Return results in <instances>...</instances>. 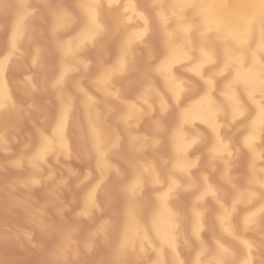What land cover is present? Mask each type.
<instances>
[{
    "label": "bare ground",
    "instance_id": "obj_1",
    "mask_svg": "<svg viewBox=\"0 0 264 264\" xmlns=\"http://www.w3.org/2000/svg\"><path fill=\"white\" fill-rule=\"evenodd\" d=\"M19 2L31 6L14 15ZM66 3L78 20L63 19ZM33 5L50 22L43 47L19 20ZM0 14V247L24 240L44 264H84L99 233L105 264H264V0H0ZM114 33L118 66L107 65ZM110 101L123 107L122 135L101 116L114 114ZM77 149L83 176L69 165ZM44 185L47 203L36 207ZM62 192L80 206L75 224L100 221L103 207L119 221L80 239L58 228L43 252L31 230H45L47 206L63 222ZM0 264H10L2 253Z\"/></svg>",
    "mask_w": 264,
    "mask_h": 264
},
{
    "label": "rangeland",
    "instance_id": "obj_2",
    "mask_svg": "<svg viewBox=\"0 0 264 264\" xmlns=\"http://www.w3.org/2000/svg\"><path fill=\"white\" fill-rule=\"evenodd\" d=\"M30 6H28V5L25 6L24 4H22L20 2L18 4H12L11 5V7L13 9V14L14 15H15V13H16V15L18 13H20L21 10H23L25 7H26V10H28L30 8ZM56 6L57 5L50 6V7L46 8L44 11H52V10H54L56 8ZM32 7H34V9H32L33 10V13L32 14L26 13V11H25L23 14H21L19 20H21V22H23L24 28H27L31 32L32 36H39V38H37L35 40V43L40 44L39 46L40 47H43L42 45H44V43L42 42V39L47 41V39L49 38V36H48L47 39H44L43 36H46V33L45 32H46L47 28L49 27L50 22L47 23V20L46 19H43V21H40L39 20V17H37L38 14L43 10L42 7L39 8V7H36L35 5H33ZM62 16H63V19L67 23H71L74 19L75 20H78L80 18V13L78 12V10L73 5H71L70 3H66L65 9L63 11ZM5 24H6L5 23V20L2 18V15L0 14V25L4 26ZM106 25H109V21L106 23ZM68 34H70V32ZM0 36H5V34L4 33H1V31H0ZM66 36H68V35H66ZM112 36L113 37L109 40V43L107 44V47H106V49L108 50V55H109V59H107V60L108 61L110 60V62H111V63H109L107 65L118 66V65H120L119 64V61H115L114 60L115 62H112L113 59H114L113 43L115 41H117V40H120V36L116 35L115 33ZM5 45H6V38H4V37L0 38V50H4ZM101 56L102 55H98L97 58L93 57L88 62L89 63V66H90V71H92L94 69L95 64H96V61ZM125 63H126L125 64L126 67H129L131 65V63L128 60H125ZM83 85H84L85 89H87L88 92H90V93L92 92L91 88H88L85 84H83ZM137 89H140L141 91H143V90L145 91L146 90V89H144V85L143 84L138 85V88ZM126 94L129 95L128 93H126ZM126 94H122V97H124V98L126 97L125 98L126 100L132 99L131 98L132 97L131 92H130V96L131 97L130 96L127 97ZM122 97H120V98L122 99ZM124 98H123V100H124ZM35 99H36V101L38 103H40L42 101V95L39 93L36 96ZM98 99H100V97ZM16 101L18 103H21L22 102L18 98H16ZM17 102L14 101V103H17ZM110 103L113 105V109H114V112L113 113L114 114L110 116V114H108V112L102 111L101 116L102 117L105 116L107 118V121L109 123L108 127H109L110 130H114L117 135H122L123 129L121 128L120 123H118V121H117V116L120 114V112H121V110H122L123 107H122V105L120 103H118L116 101H110ZM74 104L76 106L78 105V103L76 101H74ZM40 111L42 112V114H40V115L41 116L43 115L44 117H45L44 114H46V116L48 114V117L51 116L52 118L54 117L53 114L55 115V110L54 109L53 110H49L48 112L46 110H44V112H43V109H41ZM77 114L79 115V111L76 112L75 116ZM48 117H46L45 119H49ZM152 118H155V115L152 116L151 119ZM36 126H37L38 129H41V130H47V127H48L47 123L37 124ZM25 127H26V124L24 126V129L27 128V127L26 128ZM29 127H30V125H28V128ZM138 127H139V129H143L145 127L148 128V129H152V126H150V123L149 122H147L145 124H142V125H139ZM29 129L31 130V128H29ZM29 129H28V131L26 129L27 133L25 135L28 134L27 136H30L31 137L32 131H31V133H28V132H30ZM148 131L149 130L146 129L145 132H148ZM106 135H107V139L112 138L111 132H106ZM35 136L36 135H34V137H32V138H36L37 137L36 139L37 140L38 139L40 140V137L41 136H36V137ZM69 138L70 139H73L74 137H72V134H71L69 136ZM73 140H75V139H73ZM73 140H71V142ZM30 146L32 147V145H30ZM30 146H27L28 149L30 148ZM19 147L22 148L23 147V144H21V146L19 145ZM19 147L17 149H20ZM39 147H41V146H39ZM39 147H37V149ZM32 148L33 149H30L31 151L32 150H35L34 149L35 146L32 147ZM79 154H82V153H80V150L77 149L76 154H75L76 155L75 160H71V162L69 163V165H72V167L75 168V170L78 172V175L79 176H83L84 175V172L87 171L85 169L88 168V165L89 164H88V161L87 160L83 161L85 158L83 159L81 157V155H79ZM4 161L6 162L7 160L6 159H4V160L2 159L1 162H4ZM86 162H87V164H86ZM110 163L112 165L116 166V167H121L122 166V163L120 162V160H118V158L115 157V156H111L110 157ZM63 164L68 166V164H65V163H63ZM4 170H5V174L4 175H5V177L7 179H9V178L11 179L14 176V174H13L14 172L11 169L7 168L6 166H4ZM19 174H20V179L25 178V175L23 173H19ZM54 174L56 176H57V174L59 175V173H57V172H55ZM69 186L72 189L73 183L71 181L69 182ZM44 187H45V185L44 186H41V187H38V188H36V189L33 190V193H32L31 196H32V201L34 202V204H35L36 207L37 206L38 207H41L42 205L45 206V204L47 203V201L43 197V193H42L43 192V189H45ZM22 193H23L22 191H19L17 193L12 192V195H14L15 197L18 198V197H20L22 195ZM79 194H80V191L74 192V195L76 197H79ZM61 196H62V199H63V203L65 204V207H66V210L64 212V220H63V222L57 221L56 218L53 217V214H52V217L49 216V215H51L52 211L50 210V207L47 206L46 209L47 210L49 209L50 212H51L50 213L49 210H48V214H47V216L43 220V222L45 224V227L46 226L47 227L42 232L41 231H38V230H31L33 240L34 239L36 240V242L38 243V245L40 246V248L42 247L44 249L43 252H45V253H47V251L50 252L52 250L51 246L55 243V231L58 228H61V229H65V228L75 229L76 232H78L76 238L77 239H80V238H83L84 237L83 235H81V233H83V232L85 233L86 231H89L92 235H94L92 231L93 230L95 231L97 229V227L99 225L97 223L100 222L102 219L103 220H107L108 219V221H110V222L112 221L113 223H117L119 221L118 220V217H117V213H111L110 210H109V208L103 207V209H102V211H101V213L99 215L100 216L99 217V220L100 221H98V219H96L95 220V223H94V221H92V222H88V223H90V224H88L86 222V220L84 221V219H83L80 222H78L79 225H77V224L74 223L76 221L73 220V218L71 216V213H73L75 211L77 212L79 210L80 206L74 205L73 203H71L69 201V199H68V194L66 192H62L61 193ZM117 199H119V198H117ZM46 213H47V211H46ZM91 224H92V226H91ZM93 226H95V227L93 228ZM88 228L89 229L92 228L93 230L91 229L92 230L91 231ZM96 231H95V235H96V233L99 230L97 232ZM111 231L108 232V239H110L111 235L113 234V232L111 233ZM97 234L99 236V233H97ZM10 235H12V234H10ZM98 236H95V239L92 240V248H93L94 252H93L92 255L86 256V261H85L84 264H105L106 263V260H107V258L109 256V252H108L107 247L105 248V246L103 245L104 243H102L98 239ZM9 239L10 238L8 237V239L6 240L5 244L0 247V253L4 254V258L7 259V262L8 263H10V264H17L15 261H18V259L23 258V261H22L23 263L21 262L19 264H44L43 263L44 260H45L44 257H41V255H40L39 252L30 249L29 246L27 245V243L24 242V240H20L17 243H12ZM238 249L239 248L236 246V251ZM37 258L38 259L41 258V259L38 260ZM72 264H75V263H72Z\"/></svg>",
    "mask_w": 264,
    "mask_h": 264
},
{
    "label": "clouds",
    "instance_id": "obj_3",
    "mask_svg": "<svg viewBox=\"0 0 264 264\" xmlns=\"http://www.w3.org/2000/svg\"><path fill=\"white\" fill-rule=\"evenodd\" d=\"M154 264H164V261H163V259H161V260L158 261V262H154Z\"/></svg>",
    "mask_w": 264,
    "mask_h": 264
}]
</instances>
